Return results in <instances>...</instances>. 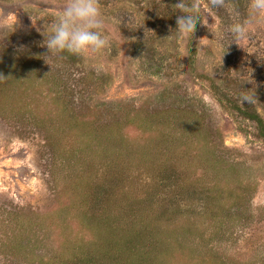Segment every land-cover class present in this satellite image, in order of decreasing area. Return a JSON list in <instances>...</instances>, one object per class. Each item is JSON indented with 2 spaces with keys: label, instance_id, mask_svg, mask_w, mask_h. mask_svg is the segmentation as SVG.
<instances>
[{
  "label": "rangeland",
  "instance_id": "1",
  "mask_svg": "<svg viewBox=\"0 0 264 264\" xmlns=\"http://www.w3.org/2000/svg\"><path fill=\"white\" fill-rule=\"evenodd\" d=\"M65 2L0 0V61L10 56L11 67L24 60L29 63L20 76L22 86L33 73L35 59L49 68L42 74L37 71L48 82L40 76L45 86L36 87L39 90L33 92L34 87L20 100L22 91L15 97L5 89L0 97V264H45L61 244L65 249L72 239H91L90 246H77L78 259L92 251L98 231L94 222L83 226L84 214L71 203L70 194L75 192L72 184L82 180L83 165L97 169L102 164L99 160L90 164L83 160L86 157L78 160V154L83 147L93 149L98 140L107 139L110 127L113 132L119 126L123 131L126 118L137 116L159 121L156 128L162 134L168 129L163 128L164 120L184 122L178 132H187L190 141L207 142L204 148L193 145L189 160L199 161L200 151L203 159L210 157L213 148L216 151V161L195 166L184 177V186H190L181 202L188 209L183 208L185 215L173 225L168 220L152 224L155 236L181 233L183 237L181 242L175 239L171 258L160 264H264V142L255 122L239 114L233 118L218 104L210 82L198 77L210 79L238 106L246 104L264 125V24L225 52L217 45L219 30L234 20L232 6L244 18L248 0H228L216 14L207 12L206 0H187L198 6L200 24L192 37L183 39L174 33L176 14L171 12L178 0H99L103 34L110 47L98 53L47 56L43 35ZM200 51L214 65V73L199 70ZM242 69L245 76L251 72L252 83L234 76L232 71ZM52 83L59 85L58 93L49 92ZM240 87L252 89L256 101L241 104ZM51 98L60 105L58 110L50 107ZM15 102L23 107L20 114L12 116L2 109L14 108ZM30 122H39L44 131ZM191 123L195 127L189 130ZM55 132L56 141L48 137ZM130 137L136 146L149 143L150 138L166 151L157 133L146 138L132 131ZM55 156L64 159L60 162ZM133 181L131 198L134 191L138 194L137 180ZM209 197H215L214 206L220 203L205 217L193 208L200 206L195 199ZM170 210L165 214L175 215ZM22 240H29L26 247L18 246ZM161 244L168 246L167 239Z\"/></svg>",
  "mask_w": 264,
  "mask_h": 264
},
{
  "label": "trees",
  "instance_id": "2",
  "mask_svg": "<svg viewBox=\"0 0 264 264\" xmlns=\"http://www.w3.org/2000/svg\"><path fill=\"white\" fill-rule=\"evenodd\" d=\"M199 24L200 18L194 26L193 34H195ZM3 59L4 56L1 57L0 61V90L13 91L16 93L15 97L19 95L17 92L21 93L22 91L21 95L18 96V99L21 100L34 87L33 92L39 90L36 87H44L48 83L45 77L39 75L37 72L41 71V74L45 70H47L45 72H49V68L47 69L39 59H35V62H33V73L25 80L24 86H22L20 76L30 66L29 63L26 64L27 61L24 60V62L21 61L18 65L11 67V63L14 62L11 57ZM192 64H190L191 67ZM35 71L37 75L34 74ZM40 76L45 80L44 86L41 84L42 78ZM198 77L210 82V89L218 104L225 108L232 117L239 114L244 120L255 122L259 129L258 136L264 142L263 121L252 109L245 108L246 104L238 106L233 96L226 94L225 91H219V88L210 79L201 75H198ZM51 85L52 87L49 88V92H56L59 85L56 84L55 86L54 83ZM221 92L225 94L220 96ZM4 94V91L0 93V97L3 98ZM19 103L21 101H18ZM18 104L15 102L14 108L6 107L2 109L15 116L20 114V109L23 108ZM50 107L55 110L60 108L55 98H51ZM164 122L163 128L168 129L166 133L163 132L164 134H162L157 131V128L161 124L159 121H142L138 116L127 117L123 131H121L120 126L115 132L110 127V136L108 135V138L103 139L101 142L98 140L101 145L95 144L93 145V149L87 145L83 147L84 149H81L83 151L80 152V155L78 154V160L86 157L83 160H86V162L90 160V164L93 160H99L102 166L95 169L91 165L87 167L83 165L81 172L83 173L82 180L72 184L75 192L72 195L70 194V197H73L70 201L73 205H78L82 215L84 214L82 218L83 226L94 222L92 226L98 231L94 235L97 241L94 247L91 248L92 251H89L84 256V259H78L81 253L77 246H90L89 241L91 239L87 241L72 239L65 249L63 248L64 245L61 244V250L56 253V256L47 259L45 264H73L75 260H79V263L74 264H160L171 258L175 239H177V242L179 240L181 242V239H183L181 233H177L174 236L172 233L168 234V236H155L152 224L153 222L159 223L162 220H168V224L173 225L179 219L178 216L185 215L184 213L186 212L183 208L187 209V207L181 202L186 199L185 192L189 194L190 190H188V187L190 188V186H184L186 182V178L184 177L188 176V174L190 175L195 166H201L203 163L207 164L213 160L216 161V151L213 148L210 151V157L206 159L202 158L203 151H200L197 157L199 161L189 160L192 157L189 151L193 150V145L197 146L200 144V147L204 148L207 142L203 140L200 143V139L196 138L190 141L191 137L187 135V132H178L177 129L181 128L179 126H184V122L181 120L178 122L176 119H168L164 120ZM30 123L38 128V130L44 131L43 125H40L39 122ZM154 127H157L155 131ZM194 127L195 123H191L188 129L190 130ZM132 131H139L146 138L148 135L157 133V137H160L165 142L163 148L166 151L162 150L159 143L157 145L154 144L150 138L149 143H147L148 145H134L130 140V132ZM56 135L55 132L52 135H48V137L56 141ZM92 136V134H89V139ZM192 136H194V133H192ZM83 141H85L84 138ZM145 145L147 150L141 152V149ZM71 151L74 152V149L71 148ZM158 156L163 157L164 160L159 162L157 160ZM55 158L61 162L64 156H55ZM133 180H137L138 194L137 191H134L136 193L133 192L134 197L131 198L128 197V192L133 191L135 183ZM216 192H218V189H216ZM100 195L102 196L101 200ZM202 196L200 195V197ZM230 197L232 196H226L224 200L227 201ZM214 201L215 197H209L204 200L200 198L195 199L194 204H199L200 206L193 209L200 210L206 217L220 203L218 202L214 206ZM153 203L155 206H153ZM170 207L176 208L175 211L170 210ZM158 208L160 211H158ZM167 209L175 212V215L172 216L167 213V216L165 214ZM98 234H101V237ZM165 239H167L168 246L161 244L162 240ZM28 243L29 240H22L18 246L26 247ZM24 249H20V251Z\"/></svg>",
  "mask_w": 264,
  "mask_h": 264
},
{
  "label": "clouds",
  "instance_id": "3",
  "mask_svg": "<svg viewBox=\"0 0 264 264\" xmlns=\"http://www.w3.org/2000/svg\"><path fill=\"white\" fill-rule=\"evenodd\" d=\"M227 3L228 0H206L205 6L208 13L216 14V11L224 9ZM247 7V15L240 18V13L233 5L231 8L233 22L219 30L217 45L224 52L229 45L249 39L252 31L264 24V0H248ZM171 12L176 14L174 30L176 37L178 39L192 37L194 26L200 16L198 6L189 4L187 0H178ZM104 23L99 0H66L62 12L48 26L46 34L43 35V46L47 49V56L63 52L74 55L87 51L98 53L109 48L110 41L103 34ZM198 68L201 71L214 73V65L209 62L205 51L199 52ZM232 72L236 78L252 83L251 72L247 73V76L243 69ZM254 93L252 89L246 91L240 87L239 102L244 104L256 101Z\"/></svg>",
  "mask_w": 264,
  "mask_h": 264
}]
</instances>
